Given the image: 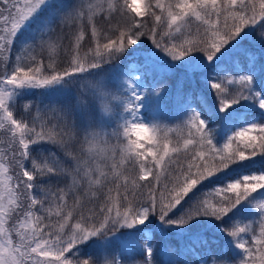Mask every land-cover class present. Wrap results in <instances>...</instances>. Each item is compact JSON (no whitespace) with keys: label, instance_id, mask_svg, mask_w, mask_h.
<instances>
[{"label":"snow or ice","instance_id":"obj_1","mask_svg":"<svg viewBox=\"0 0 264 264\" xmlns=\"http://www.w3.org/2000/svg\"><path fill=\"white\" fill-rule=\"evenodd\" d=\"M45 3L0 0V134L6 137L0 141V264H121L107 255L81 259L75 250L92 237L104 239L122 227L143 224L150 215L177 225L198 216L220 220L264 190V172L243 175L204 193L180 217L171 218L203 181L264 155V124L246 126L217 147L206 121L192 110L181 121L187 135L173 140L164 123H144L139 117L144 95L127 76L114 89L89 78L142 38L172 60L202 53L212 62L245 27L264 29V0H75L59 18L70 31L54 35L53 26L45 27L34 44L23 47L33 53L30 58L17 55L9 68L14 37ZM99 21L104 27H97ZM89 32L94 46L81 56L80 42ZM259 36L264 37V30ZM64 40H69L70 59L63 67L55 58H38L37 49L63 47ZM68 83H79L94 102L88 111L77 95L74 108L86 114L84 125L77 123L73 107L24 104V113L17 114L11 103L12 89ZM252 85L253 77L246 73L209 81L221 112L250 100L264 109V88L254 91ZM160 91L154 90L157 95ZM109 116L114 127L105 120ZM33 145L41 150L34 153ZM150 176L157 185L162 176L167 182L154 187ZM141 181H148L146 193L135 191L145 187ZM109 184L114 188L101 193ZM253 207L258 219L223 229L241 250L236 264H264V200ZM145 255L146 260L133 264H151L152 249L146 248ZM228 261L213 258L212 264Z\"/></svg>","mask_w":264,"mask_h":264},{"label":"trees","instance_id":"obj_2","mask_svg":"<svg viewBox=\"0 0 264 264\" xmlns=\"http://www.w3.org/2000/svg\"><path fill=\"white\" fill-rule=\"evenodd\" d=\"M75 0H51L48 3L41 6L40 10L33 16L30 20L28 26L23 29L22 32L16 34L15 38L18 39L17 42H13L11 55L8 67H12L16 56L20 55L21 57H29L33 54L32 52H26L23 50V47L28 44H34L42 35V32L45 27L53 26L55 28L54 35H59L62 33H68L70 28L67 24H60L59 18L61 14L72 4ZM158 11V10H157ZM138 20L148 19L146 17H138ZM152 23L151 20H148V25ZM98 28L104 27L103 22L99 21L97 23ZM147 27L144 31H147ZM253 30L255 31V37L250 40H242V44H245V47L248 49L249 53L241 54L237 53L235 56L227 59H222L213 64L207 72V82L202 91L200 89H195V86L190 89L179 91V96L181 95L182 100H184L188 107L192 110L198 112L202 119L206 121L207 131L212 139L213 143L217 147H221L227 139L236 133L237 131L243 129L246 126L251 124H264V109H260L256 106L254 101H242L239 104H234L230 108L226 109L224 112L220 111L219 101L216 97V94L213 92L209 86L210 80H215L217 77H221V74L225 75H239L240 71L251 73L255 76L256 82L253 83L252 88L254 91H260L262 88V80L264 78V37L259 36V30L261 29L260 25H254ZM89 38H86L85 41L80 42V55L83 56L87 52L89 47H93L94 44L90 40V32L88 34ZM242 38H245L243 34ZM14 41V40H13ZM63 47H51L44 49L43 52H40L39 49L36 50V54L39 58L40 55L45 57L47 62L48 57L57 59L58 63H61L63 67V61L70 59V53L68 52L67 45L69 40H64ZM152 48H155L150 40L147 38H142L136 44L132 45L126 49L121 55H119L117 60L110 62L109 64L102 65L100 69L93 70L94 76H89L90 79H98L97 73L101 70H107L112 64L121 63L126 59L128 52H133L134 50H145L146 52L152 51ZM46 54L48 56H46ZM251 54V55H250ZM131 81L133 80L132 75L129 74L128 70H124L123 80L121 79L116 85L115 88L121 86L125 77ZM156 79V75L150 74L147 72V81L150 84V80ZM171 80L164 87L165 90L171 87ZM65 90L60 93L53 95V97H48L47 93L48 88L46 89H37L26 87L25 96L32 99L33 106L43 107L44 105L56 104L62 107H73L76 105L77 95L80 94L86 95V92L80 87L79 83H68L61 84ZM53 87V86H52ZM50 87V89L52 88ZM232 87V86H231ZM234 87H238L235 86ZM25 88V87H24ZM14 90V89H13ZM16 91V90H14ZM148 94L146 91L145 95ZM263 94V93H262ZM172 95L177 96L175 89H173ZM50 96V95H49ZM90 97V96H89ZM147 97V96H146ZM82 98H84L82 96ZM88 99V98H87ZM85 100L88 111H91L94 108V102ZM165 102L167 106H171L173 99L169 96H165ZM17 114H23L24 110H19L13 105ZM77 108H74L73 115L77 120V123L84 125L83 117L86 116L85 113L78 114ZM35 114V111L32 113ZM19 118V116H17ZM110 121L111 118H110ZM154 120L151 119V122ZM114 122V121H112ZM150 122V123H151ZM163 134V133H161ZM170 138L173 140L180 138L181 136L187 135V130L182 129L181 125L177 131L168 132ZM6 137L3 134H0V141H4ZM50 148L51 146H47ZM33 152H39L41 146L33 145ZM28 166V162H26ZM30 166V165H29ZM129 169L131 165L128 166ZM172 168H175V165H171ZM256 172H264V155L254 157L251 160L238 163L222 173H218L213 177L208 178L203 181L200 185L194 188L188 196L185 198V201L182 202V206H178V209H174L173 213H170L169 216L173 219L178 218L184 212L185 209L189 208L199 197H202L204 193H211L213 189L223 186L227 182H231L235 179H239L243 175H248ZM149 180H152V177H149ZM162 183H166L167 180L164 176L161 177ZM47 183L48 181H41ZM121 183L123 181L121 180ZM145 187L135 189L136 192H147L148 181H141ZM162 183L157 185L154 180L152 184L154 187H162ZM109 187H113V184L105 186L101 193H106ZM131 188V185L129 186ZM123 192V189H121ZM113 196L116 195L115 191L112 193ZM131 198V194H130ZM211 198V197H210ZM102 199V197H101ZM264 200V190H259V193H253L249 198L244 201H241L240 204L236 205L235 208L231 209L230 212L222 217L220 220L215 219L214 217L198 216L188 221V223L183 225L169 224L161 221L156 215H150L147 220H150L152 224L153 234L151 237H145L143 232H140L135 238V247L138 248L133 250L131 254H128L124 249H118V255H120L119 261L121 264H133L134 261L146 260L145 255V244L148 243L152 249V256L150 258L151 264H212L213 258L216 260H230L228 264H236V261L240 258L241 250L236 247L233 238L230 237L226 231L223 229L226 225H231L233 223L239 222L241 224L251 223L254 220L258 219L259 211L253 207V203L249 201ZM71 203V201H69ZM159 221V222H157ZM258 231V226H257ZM245 240H250V236L244 235L242 237ZM80 251L77 256L81 259L94 258L93 254L89 251L82 243L78 245ZM170 251L176 256L171 263H165L163 260L164 252ZM122 257V258H121Z\"/></svg>","mask_w":264,"mask_h":264},{"label":"rangeland","instance_id":"obj_3","mask_svg":"<svg viewBox=\"0 0 264 264\" xmlns=\"http://www.w3.org/2000/svg\"><path fill=\"white\" fill-rule=\"evenodd\" d=\"M51 0H46L48 3ZM45 3V4H46ZM33 18V17H32ZM30 18L24 26L18 31L22 32L25 29L30 20ZM254 25L245 27L241 33L232 41H230L219 53L212 62H209L202 53H192L190 56L185 57L183 60H172L170 57L166 56L157 48H152V51L146 52L145 50H134L133 52H128L126 59L121 61V63L112 64L108 69L101 70L97 73V78L102 80V82L110 88H115V85L122 79L124 75V70H129V74L134 77L132 84L138 92H141L144 95V92L148 88V81L146 78V73L151 71L153 75H156V79L152 80L150 89V101L149 108L146 109V101L143 99L139 101V117L143 120L144 123H149L151 119L154 121H159L166 125L165 131L172 132L177 131L180 127L181 121H183L189 114L192 109L186 107L183 102H179L176 105L167 106L168 104L163 99L164 95H167L171 98L173 89H175L177 96L179 97V91L190 89L192 86H195V89L205 90V86H208L207 82V72L208 69L215 64L217 61L222 59H227L235 56L237 53L247 54L249 53L248 49L245 47V44H242V40H250L255 37V31L253 30ZM166 30V29H165ZM194 30V28H193ZM17 33V34H18ZM245 34V38H242ZM13 42H17L18 39L14 37ZM46 56H48L46 54ZM244 71H240L239 74H243ZM248 74L247 72H245ZM253 77V83L256 82V78L253 74L249 73ZM225 76L224 73L221 74V77ZM234 76V75H232ZM171 87L167 90L164 87L170 82ZM234 87V85L232 86ZM262 87H264V78L262 80ZM160 88L161 91L159 94H155L154 90ZM16 90V91H14ZM12 89V100L11 103L16 106L19 110H24L23 105L29 104L33 106L32 99L25 96V88ZM65 88L60 85H55L51 89L48 88V97H53L64 91ZM83 92V91H82ZM264 94V93H263ZM50 95V96H49ZM84 101L87 99L90 102L92 101L88 94L85 96L82 95ZM80 114L83 112L80 109H77ZM78 113V114H79ZM79 114V115H80ZM83 123H87V116L83 117ZM111 116L105 117L106 122L113 123L110 121ZM111 131V129H109ZM115 143V141H113ZM102 197V195H101ZM103 199V197H102ZM208 217V216H207ZM205 219L206 216H204ZM146 220L143 224L135 225L132 228H120L116 233L100 239L99 237H92L88 241L84 242L87 252H91L94 256V260H99L103 255H107L109 259L115 257L120 259L118 255V249H124L128 254H131L133 250L138 248L135 247V238L140 233L143 232L145 237H151L153 234L152 224ZM159 222V221H157ZM145 248H150L148 243L145 244ZM80 247H77L75 250L76 255L80 251ZM163 260L165 263L173 262V259L176 258L174 254L170 251L164 252ZM122 258V257H121ZM122 262V260H121Z\"/></svg>","mask_w":264,"mask_h":264}]
</instances>
